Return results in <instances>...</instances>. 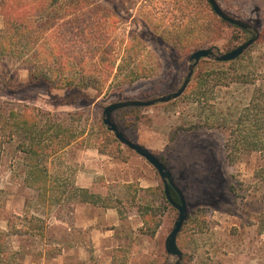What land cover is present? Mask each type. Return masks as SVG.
I'll use <instances>...</instances> for the list:
<instances>
[{
    "label": "rangeland",
    "instance_id": "374dc122",
    "mask_svg": "<svg viewBox=\"0 0 264 264\" xmlns=\"http://www.w3.org/2000/svg\"><path fill=\"white\" fill-rule=\"evenodd\" d=\"M79 1L97 9L102 23L107 24L113 55L106 56L101 66L108 67L106 63L112 60L116 70L133 69L142 78L130 83L116 71L92 105L80 101L75 106H57L53 97L64 92L51 95L40 83L0 93V107L5 110L25 104L57 112L71 127L86 129L92 143L97 141L92 147L70 146L52 165L54 179L65 192L62 218L45 214L44 236H13L12 246L20 252L21 264H175L177 259L167 254L165 242L179 213L166 203L158 172L113 133L105 136L97 123L111 103L150 100L176 92L195 51L218 47L227 53L252 34L224 24L206 0ZM217 2L229 16L257 27L259 39L238 64L215 66L213 77L232 78L239 73L256 86L264 83V0ZM65 11L64 5L54 7L52 23L58 26ZM157 37H165L170 44H161ZM203 65L207 69L212 64ZM27 68L25 60L0 58V82L27 81ZM254 87L232 84L209 90L199 107L186 96L144 108L136 133L130 134L132 142L147 148L171 170L185 196L188 218L179 235L184 252L180 264H264V180L255 178L264 161L254 154L229 162L225 149L229 133L212 127L221 119L218 108L225 114L227 107H243ZM97 93L89 91L93 98ZM99 145L105 152L99 151ZM16 157L14 148L0 149L2 228L6 217L24 216L33 210L28 209V202L35 201V193L23 183ZM72 184L99 195V203L71 204Z\"/></svg>",
    "mask_w": 264,
    "mask_h": 264
},
{
    "label": "trees",
    "instance_id": "16d2710c",
    "mask_svg": "<svg viewBox=\"0 0 264 264\" xmlns=\"http://www.w3.org/2000/svg\"><path fill=\"white\" fill-rule=\"evenodd\" d=\"M81 3L79 0H0V17L3 21L0 29V58L25 60L29 72L28 80L23 83L15 84L10 80L4 84L0 82V93L6 89L21 90L40 83L50 90L51 95L54 91L64 92L63 96L53 97L57 106H75L80 101L92 105L104 93L107 82L116 71L119 75L123 74V80L130 83L142 78L133 69L128 72L124 67H119L116 70L112 60L106 63L108 67L101 66L107 61L106 56L113 55L108 27L106 22L102 23L97 9ZM61 5H64L66 11L58 18L57 26L52 23L50 16L53 8ZM209 6L213 11L210 4ZM223 23L229 24L225 21ZM240 30L245 35L249 33ZM157 38L163 45L170 44L165 37ZM243 58L244 56L230 65L238 64ZM203 62L212 65L206 69ZM218 65L226 64L202 60L181 97L188 96L191 104L199 107L209 90L213 92L232 84L254 85V92L243 107H227L225 114L222 107L218 108L221 119L212 127L226 129L229 133L225 143L229 162L235 163L254 154H259L264 161V83L256 86L254 81L239 73L232 78L226 75L213 77L214 67ZM99 77L102 81H97ZM115 77H118L117 73ZM90 90H96L97 97H91ZM143 110L144 108H127L113 115V121L129 140L130 134L136 133ZM59 116L57 112L25 104L6 110L0 107V149L10 146L16 150V158L21 164V174L24 177L23 183L35 193V201L27 204L28 209L33 208L32 211L28 210L24 216L12 214L5 219L6 227H0V264H21V254L12 246L13 236H44L45 214L55 213L57 218H62L65 192L54 179L57 176L52 174L54 161L74 144L96 146L97 141L92 143L94 139L89 134L86 135V129L71 127ZM97 124L105 136L112 134L104 125L103 119ZM101 148L99 145V151L105 152ZM255 178L264 180V163L255 172ZM170 191L173 200L178 202L176 191L172 188ZM71 193L68 196L71 204H98L101 199L91 190L74 184ZM164 199L171 205L165 192Z\"/></svg>",
    "mask_w": 264,
    "mask_h": 264
},
{
    "label": "water",
    "instance_id": "95a60500",
    "mask_svg": "<svg viewBox=\"0 0 264 264\" xmlns=\"http://www.w3.org/2000/svg\"><path fill=\"white\" fill-rule=\"evenodd\" d=\"M207 1L219 18L231 25L249 31L252 34V37L236 49L227 53H222L218 47L199 49L195 51L189 58V72L182 86L176 92L150 100H126L121 102H114L107 105L103 110V123L107 127L108 131L112 132L121 144L134 151L140 157L144 158L150 165H152L156 169L164 185V192L168 201L179 213L174 227L165 242L167 254L177 259L175 264H180L184 257V252L178 244V238L188 218V206L185 196L181 189L175 184L171 170L147 148L129 140L125 136L124 132L113 121V115L117 111L127 108H149L160 103H170L177 100L187 90L194 76L195 69L202 60L213 59L219 63L233 62L239 59L251 46H253L254 43L257 42V40L259 39V30L257 27L245 21L229 16L226 12H224L217 0ZM171 188L176 191L179 198L178 202L173 200L170 191Z\"/></svg>",
    "mask_w": 264,
    "mask_h": 264
}]
</instances>
